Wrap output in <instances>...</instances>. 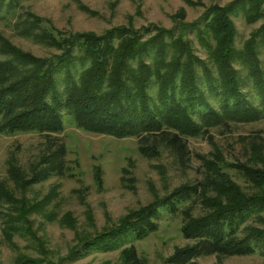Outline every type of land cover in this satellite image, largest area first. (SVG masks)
<instances>
[{
	"label": "trees",
	"instance_id": "16d2710c",
	"mask_svg": "<svg viewBox=\"0 0 264 264\" xmlns=\"http://www.w3.org/2000/svg\"><path fill=\"white\" fill-rule=\"evenodd\" d=\"M18 2L0 0V14L14 16ZM234 14L250 24L262 20L241 48L235 47L236 31L230 18ZM31 19L28 22L18 16L13 23L15 32L57 54L33 57L0 35V134L35 133L44 139L48 150L41 165L32 166L26 177L8 165L7 174L21 197L15 198L0 183L4 240L13 248L14 234L27 236L36 243L38 253L33 259L18 254L16 264H61L81 252L116 249L153 233L162 212H180V233L190 241L174 247L167 264H194L195 259L210 256L223 264L228 257L264 255L263 157L249 166L230 165L241 171L248 186L244 190L223 171L220 155H196L202 168L199 182L154 196L147 205L128 211L113 227L86 238L75 234V246L55 262L46 258L42 240L31 230L26 218L33 206L24 194L32 184L64 175L65 151L56 140L63 130V113L83 132L135 138L142 158L155 160L166 154L182 171L191 161L187 139L203 137L214 127L264 118V69L260 62L264 55V0L212 6L191 24L182 23L180 11L175 16V36L155 30V35L144 41L142 35L125 28L102 35L53 34ZM188 32L205 52L204 60L194 55ZM236 65L244 70V76ZM246 84L254 89L257 105L252 104L250 93L242 91ZM94 170V183L100 186V169ZM186 202H198L201 214L192 216L188 206L179 210ZM249 218L256 226L246 223ZM74 222L66 213L59 224L71 229ZM118 261L148 264L132 244L120 249Z\"/></svg>",
	"mask_w": 264,
	"mask_h": 264
},
{
	"label": "rangeland",
	"instance_id": "374dc122",
	"mask_svg": "<svg viewBox=\"0 0 264 264\" xmlns=\"http://www.w3.org/2000/svg\"><path fill=\"white\" fill-rule=\"evenodd\" d=\"M233 1L19 0L14 16L4 17V14H0V35L22 52L45 58L57 53L19 36L13 27L18 16L21 19L27 18L28 22L34 18L40 26L53 34L69 32L102 35L116 28H125L142 35L144 41L160 30L171 32V36H175V16L180 11L183 14L182 23L191 24L201 19L210 7L224 8ZM236 14L230 18L236 31L235 47L241 48L243 42L260 28L262 20L250 24L244 17ZM186 38L191 42L194 55L204 60L206 54L198 46L194 34L188 32ZM260 62L264 69V55H260ZM235 68L240 76L245 75L240 66L236 65ZM247 80L246 78L245 81ZM242 91L246 95L250 93L252 104L257 105L254 89L249 84ZM61 120L63 130L56 136V140L57 144L63 145L65 151L64 175L44 179L24 191L28 205L33 206L26 219L36 237L42 240L43 248L47 250L46 258L53 262L64 258L71 247L75 246V234L86 238L103 228L113 227L128 211L147 205L153 201L154 196L162 197L166 192L182 185L199 182L202 179V168L196 155H220L223 171L244 190L248 186L241 171L232 169L230 165L238 163L240 166H249L251 162L257 163L260 158H264V118L255 122L214 127L203 137L187 139L191 161L183 171L176 168L166 154L155 160L142 158L137 153L135 138L115 139L83 132L75 128L72 118L65 113ZM47 153L44 139L38 134L1 133L0 183L15 198L21 197L20 191L13 187L7 174L8 165H12L26 177L32 166L41 165ZM96 167L101 172L100 186L94 183ZM186 206L192 216L201 214L198 202H186L179 210ZM3 211L0 208V264H16L18 254L32 259L38 257L34 248L36 243L27 236L14 234L13 248L6 243L1 234L4 227ZM66 213H70L75 221L71 229L59 224ZM246 223L256 226L253 218L247 219ZM156 224V230L142 239L131 240L109 251L81 252L61 264H119L118 253L129 244L135 247L138 255L144 257L148 264H167L165 260L171 256L174 247H183L190 244V241L180 233V212H162ZM193 262L217 264L213 256L197 258ZM222 263L261 264L264 263V255L228 257Z\"/></svg>",
	"mask_w": 264,
	"mask_h": 264
}]
</instances>
